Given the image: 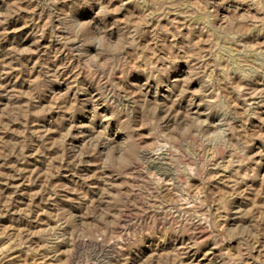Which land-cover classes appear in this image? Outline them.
<instances>
[{
	"label": "clouds",
	"instance_id": "obj_1",
	"mask_svg": "<svg viewBox=\"0 0 264 264\" xmlns=\"http://www.w3.org/2000/svg\"><path fill=\"white\" fill-rule=\"evenodd\" d=\"M28 3L40 10L38 15L44 20L42 25L33 18L25 23L35 25L29 33L36 37L33 43L47 35L51 41L48 48L59 47L49 61H37L39 67H29L21 61V54L31 51L32 46L21 49L12 42L13 47L0 60V81L11 71L29 75L23 92L0 83V96L8 97L3 113L6 126L0 131L11 130L12 123L24 124L33 113L44 116L50 109L41 107L40 102L51 93L56 97L53 107L60 113L55 117L60 133L55 143L57 153L55 157L47 155L51 141L45 138V131L37 134V143L28 134L30 128L18 129L17 133H23L19 140L0 136V159L4 161L0 167H9L10 156L23 162L24 150L29 147L49 161L48 183L41 196L51 198L44 202L54 201L55 210L46 214L56 225L41 228L39 241L31 244L25 231L12 247L31 249L33 259L43 256L47 264H128L120 249L137 241L143 243L145 234H156L160 229L189 233V244L196 247L202 242L199 234L207 231V239L221 249L222 264H251L247 257L257 245L264 244V109L260 107L264 105V0ZM17 9L18 3L0 0V24H6ZM221 9L226 13L223 22ZM181 26L189 31L185 34ZM204 34L211 41L208 50L193 44L197 35ZM245 36L251 41L246 42ZM6 38V31L0 33V41ZM54 61H61L55 71L48 66ZM65 72L72 80L57 92L53 85L64 83L61 77ZM73 88L87 99L81 102L70 97ZM23 97H27L26 106L20 103ZM254 120L259 123L253 124ZM73 130L84 138L83 148L69 143ZM145 135L152 138L151 149L144 147ZM257 140L261 143L256 144ZM87 156L98 164L92 175L80 171L88 163ZM12 167V173L0 174L9 177L24 171L15 163ZM64 167L70 181L53 187L52 177L60 175L58 169ZM149 173L159 177L160 183L148 180ZM125 175L133 180L123 183L133 184L137 190L113 193ZM220 176L225 178L220 180ZM90 180L102 183L90 184ZM93 188L99 191L93 193ZM169 193L181 201L187 199L193 208L178 213L179 219L171 223L174 210L157 214L164 210ZM93 195L98 198L92 199ZM129 196H135V204L148 215L142 211L133 218ZM237 197L250 202L251 223L245 227L241 220V228L231 237L238 239V247L230 248L225 259L229 234L228 230L217 231V221L238 207L234 203ZM154 200L159 203H152ZM12 207L15 202L9 197L0 207V215H10ZM36 210L37 206L30 204L19 210V215L31 217ZM113 215L124 222L123 230L113 228L119 223L109 219ZM238 215L243 218L248 213L240 207ZM89 223L95 225L91 231ZM114 231L120 240L113 239L109 247L108 236ZM97 238L101 244L87 243ZM61 245L69 246L66 255H61ZM9 259L5 252L3 260Z\"/></svg>",
	"mask_w": 264,
	"mask_h": 264
},
{
	"label": "rangeland",
	"instance_id": "obj_2",
	"mask_svg": "<svg viewBox=\"0 0 264 264\" xmlns=\"http://www.w3.org/2000/svg\"><path fill=\"white\" fill-rule=\"evenodd\" d=\"M10 3L17 4L18 9L17 14L8 19L6 24H0V33L7 32V38L3 41H0V60L4 59L5 54L13 47V41L21 48H27L29 45L32 46V50L29 52H24L21 54V61L25 62L29 67L36 65L37 61L41 63L47 62L51 59L52 55L56 51L55 45L53 48L49 49L48 45L51 41L47 38V35L44 39L40 40L38 44H34L33 41L36 39L34 35H29L33 31L35 25L29 24L25 26L26 21L29 18H33L43 24L44 20L38 15L39 9L35 8L34 4L28 3V0H9ZM222 12V22L223 15H225L224 9H221ZM117 17L122 19L120 13L116 14ZM2 19V17H0ZM46 19V17H45ZM183 20L182 17L179 18ZM164 23V22H162ZM181 31L185 34L189 31L187 27L181 26ZM171 40V38H170ZM244 40L246 42L251 41L250 36H245ZM193 44L197 48L208 50L211 47L210 38L204 34L203 36L197 35L193 41ZM37 49H39L37 51ZM63 55V54H61ZM208 55L211 56V52H208ZM7 63V61H4ZM61 61H54L49 63V67L54 71L59 66ZM15 67V66H13ZM3 68V64H0V69ZM28 73L24 72L21 74L17 71H11L0 83H6L9 85V89L15 88L17 92H23L27 89V78ZM33 76L35 73L32 74ZM64 80L63 84H54L53 88L55 91L60 92L68 87L69 82L72 80L67 72L64 73V76L61 77ZM83 81V77L80 78ZM69 96H75L79 101L83 102L87 97L83 93H78L75 88L69 93ZM254 99L256 97H253ZM56 97L49 93L41 102V107H48L50 110L44 116H37L33 113L32 116L25 119L24 124L12 123L11 130L9 131H0V136H3L5 139H15L19 140L22 138L23 133H17L18 129L30 128V132L33 141H36V136L39 132L45 131V138L51 141V146L48 149V156L55 157L57 150L55 148L56 140L58 139L60 133L56 130L55 117L59 116L60 113L56 112L53 107V102ZM27 97L20 99V103L25 104L26 106ZM243 103V101H241ZM90 107V105H89ZM264 109V105L260 106ZM8 108V97L0 96V130L5 128L4 121L6 118L3 113L5 109ZM65 115H67L65 113ZM78 119H83V116H78ZM253 124H258L259 121H253ZM142 132H147V129L141 128ZM143 139L146 141L144 147L151 149L153 147L152 138L149 136H144ZM83 137H77L75 135V130H73V136L69 137V143L73 145H79L83 148ZM38 143V141H36ZM261 141L257 140L256 144H260ZM255 145H253V150ZM25 160L23 162H18L16 156H10L8 158L9 167H0V173H12L14 171L12 165L15 163L16 167L23 169L22 173H17L16 176L6 177L5 175L0 174V207H4L5 202L10 197L15 202V207L10 209V215H0V264H47V260L41 256L39 260L33 259V256L29 255V250H25L23 246L13 248L12 245L19 241L22 233L27 231L31 236V240L27 243L31 244L32 241H39L40 237L38 235L39 230L44 227H55L56 221L50 219L46 214L48 211H54L53 202H44L51 201L50 197H42L41 191L44 188L45 184L48 183V163L49 161L45 157H40L37 154L35 148L29 147L24 150ZM3 156V150L0 149V157ZM259 159V157H257ZM85 160L88 161L86 165H82L80 171L86 172L88 175H92L97 171L98 164L95 161V158L92 156L85 157ZM3 159H0V165H3ZM58 163H67V161H58ZM60 175L54 176L51 179L53 187L68 183L70 181V174L66 167L58 169ZM107 171V170H106ZM217 172H222L223 169H217ZM261 174H264V168H261ZM148 180H153L156 184L160 183L159 177H154L152 173L148 174ZM225 177L220 176L219 179L223 180ZM33 179L35 183H33ZM133 177L130 175H125L118 181L120 185L119 189L114 188L113 193L117 190L125 192L136 191V186L133 184H124L123 181H132ZM27 181V182H26ZM90 184L99 185L102 182L99 180H90ZM215 183V182H214ZM249 184H253V181H248ZM258 186V182H255ZM223 187V184H221ZM99 189L93 188L92 192L96 193ZM14 194V195H13ZM196 193H193L195 196ZM95 195L92 196V199H97ZM111 198V197H109ZM58 199V198H57ZM128 199L132 201V204L129 205L131 209L130 215L133 218H138V215L143 211L144 215H148L146 210H143L139 205L135 204L136 197L129 196ZM67 203V202H64ZM152 203H159L158 200L152 201ZM238 207H234L230 213L227 214V218H221L217 221L218 229L220 233H224L225 230H228L229 239L224 244V258L227 259L230 255L229 249L238 247V239H232L233 235H236L237 230L241 228V220L246 227L251 223L250 214L252 212V206L250 202L242 201L239 197L234 201ZM30 204L36 205L37 210L33 213L31 217H21L19 215V210L28 207ZM240 207L245 209V212L248 213L245 217L241 218L238 215ZM203 208V205H202ZM174 210L173 215L169 218V223L171 220L179 219L178 213L191 212L193 208L187 199L181 201L173 197L172 193L168 194L167 203L164 205V210L158 212V215L163 216L164 212ZM202 210V209H201ZM218 216L223 217V213H217ZM93 217L89 215L87 220L91 222ZM113 221H119L118 224L114 223L113 228L117 231L123 230L124 222L120 220V217L113 215L109 217ZM260 219L259 216L256 218ZM31 221V224L29 223ZM39 221V223H37ZM47 221V224L44 222ZM89 230L95 228V225L89 223L87 225ZM205 225H201V228H204ZM15 233V236L11 235ZM209 233L204 231L199 234L200 240L202 241L198 246L193 247L189 244L191 240V235L185 232L177 231H168L165 232L163 229H160L156 234H145L143 236V243L135 242L133 246L127 248H121L120 251L128 257V264H216L217 261H220L221 249L216 247L214 241L207 239ZM120 240V237L114 231L111 235L108 236V246L111 247L112 241ZM87 243L92 244H101V240L97 238L95 241H88ZM67 245H61V255H66L68 252ZM7 252L8 256L11 258L8 261L3 260L4 253ZM38 252H43V249H39ZM179 253H184L179 255ZM235 259V256L232 257ZM250 260L251 264H264V244H259L256 246V249L253 253L247 257ZM222 264V261H220Z\"/></svg>",
	"mask_w": 264,
	"mask_h": 264
}]
</instances>
